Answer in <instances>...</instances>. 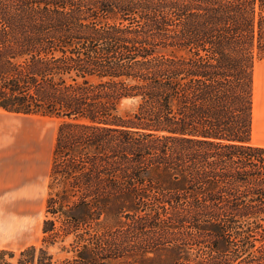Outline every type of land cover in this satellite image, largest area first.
<instances>
[{"label":"trees","instance_id":"trees-1","mask_svg":"<svg viewBox=\"0 0 264 264\" xmlns=\"http://www.w3.org/2000/svg\"><path fill=\"white\" fill-rule=\"evenodd\" d=\"M258 60L264 0H0V107L62 119L41 244L0 264H264Z\"/></svg>","mask_w":264,"mask_h":264},{"label":"rangeland","instance_id":"rangeland-1","mask_svg":"<svg viewBox=\"0 0 264 264\" xmlns=\"http://www.w3.org/2000/svg\"><path fill=\"white\" fill-rule=\"evenodd\" d=\"M132 107L133 100L128 98L119 103L122 114ZM6 118L13 126L8 136H0V149L9 155L8 172L9 177L12 173L14 188L0 189V248L19 251L32 244H41L55 139L62 119L42 112L16 113L0 107V120ZM109 219L115 223L118 218L111 214ZM51 250L58 257L65 255L58 246ZM173 257V249L159 248L137 256L136 262L166 264Z\"/></svg>","mask_w":264,"mask_h":264},{"label":"crops","instance_id":"crops-1","mask_svg":"<svg viewBox=\"0 0 264 264\" xmlns=\"http://www.w3.org/2000/svg\"><path fill=\"white\" fill-rule=\"evenodd\" d=\"M8 118L0 120V136H8L13 124ZM251 142L264 146V60L256 61L254 66V101L252 113ZM8 153L0 149V189H13L12 173L8 172Z\"/></svg>","mask_w":264,"mask_h":264}]
</instances>
